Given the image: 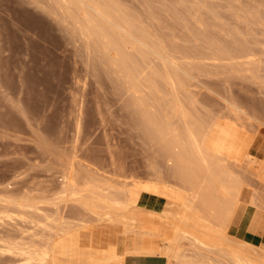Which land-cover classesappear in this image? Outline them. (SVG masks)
I'll return each mask as SVG.
<instances>
[{"label":"rangeland","instance_id":"374dc122","mask_svg":"<svg viewBox=\"0 0 264 264\" xmlns=\"http://www.w3.org/2000/svg\"><path fill=\"white\" fill-rule=\"evenodd\" d=\"M62 2L0 0V264H23L15 245L31 239L41 242L39 233L47 232L45 214L57 218L51 223L54 227L60 222L70 225L56 238L50 264H143V258L135 254L151 255L163 264L160 248L167 240L162 235L173 233L186 194L173 188L177 181L168 176L170 161L161 152L163 142L150 136L142 112H160L175 126L178 119L170 103L177 110L188 105L191 109L187 110L214 120L207 145L229 151L239 160L236 167L250 185L242 189L225 241L233 246L243 240L264 246V229L250 230L251 220L264 221V0H120L140 13L166 44L188 51L175 53L177 66L192 77L188 75L187 92L181 91L177 101L169 84L162 81L159 89L140 83L133 93L123 73L109 62V55L86 48L78 31L84 24L82 15L73 16L71 6ZM216 42L235 49L233 56L226 55ZM241 48L246 52L239 56ZM156 67L161 69L158 59ZM189 94L192 101L186 104L182 99ZM233 104H238L240 113ZM229 130L234 136L231 148L230 142H224ZM248 151L258 162L245 158ZM69 169L78 183L89 177L113 187H128L138 224L143 216L147 223L153 216L172 221L159 225L165 228L159 229L162 234L147 235L144 248L122 256V243L136 233L125 235L122 225L92 215L90 220L82 206L74 204V208L70 199L58 198L56 190ZM207 224L214 226L211 219ZM116 248L120 255L111 259L110 251ZM185 253L204 258L208 252Z\"/></svg>","mask_w":264,"mask_h":264},{"label":"bare ground","instance_id":"6f19581e","mask_svg":"<svg viewBox=\"0 0 264 264\" xmlns=\"http://www.w3.org/2000/svg\"><path fill=\"white\" fill-rule=\"evenodd\" d=\"M61 1H63L62 3H64V5L67 6L69 4L71 6L72 11L70 13H72L73 16L78 15V17H80V15H82L81 18L84 24H81V28H77L78 31L81 29V33L86 40V48L90 50V53L93 49H97L106 57L109 55V62L112 66L117 67L119 71L123 73V77L129 83L127 84L132 89L133 93L137 92V86L140 83L141 85L143 83H148L150 86H154L159 89L158 86L160 81L165 84H169L168 86L171 88L170 92L175 97V100L179 97L178 95L181 91H186L185 80L188 79L190 75L187 73L188 71L186 72L183 68L177 66L175 53H186L188 51L179 49L173 45V43L170 44V42L169 44H166L165 41L161 39L162 37H160L159 34H155L154 29L150 28L151 26L143 21L144 19H142L140 13L137 14V12H132L129 8L125 7L120 0ZM80 11L82 14L79 13ZM158 12L159 11H157L156 14H158ZM214 44L220 43L216 42ZM215 48L217 49L218 46L216 45ZM219 49H222L226 55L230 56H233L232 53L235 50L227 45H221ZM97 50L93 52L96 53ZM200 52H202V50ZM245 52L246 50L242 49L239 52V56ZM89 54L87 55L89 56ZM91 55L92 54H90V56ZM105 58L102 60L105 61ZM157 59L161 65V69L156 67ZM190 78L192 77L190 76ZM187 81L189 82V79ZM189 86L192 85L189 84ZM163 88L166 87L163 86ZM164 90L162 91L164 92ZM165 92L168 94L169 91L167 92V90H165ZM137 97H139V95H136V99ZM163 97H166V94ZM185 97L186 99H184ZM185 97H182V101L185 100L186 104L192 101L190 94L185 95ZM156 99L161 98L156 97ZM168 102H170V100H168ZM172 104L170 103L171 110L172 112H175V115L177 116L176 119H178L176 123L177 125L175 126L171 122L173 120L165 118L162 113L159 114V109L157 111L158 113L150 114L147 113L146 110L145 112H142V118L143 120L145 119L143 123L146 122V125L151 128L149 130L152 135H148L158 136V138H160L163 142L164 151L161 150V152H164L163 156L170 161V166L167 171L168 176L177 181L176 184L173 180L175 183V187L173 188L179 189L186 194L184 207L178 216L177 223L174 225L173 233L171 235H167L166 233L162 235V237L167 240L165 243H162L160 248L161 254L165 257V262L163 264H264L263 244L254 246L250 242L243 240L235 242V246H233L225 241L228 238L224 235L231 222L233 210L240 201L243 187L249 185L247 184L248 181L245 180L244 174L239 172L240 168L236 167L239 160L228 155L222 149L213 148L207 145L208 135L210 134L214 120H209L205 116L195 114L196 112L194 113L193 110H189L191 108L188 105L186 106V108L189 107L188 110L183 106H180L177 110L175 109L176 106H173ZM182 105L185 104L182 102ZM237 105L233 104L234 108L238 111L239 106ZM190 106H192V104ZM149 108L150 107H148V110ZM150 111H154V109ZM163 112L165 113L164 110ZM168 116L172 117L171 115ZM225 117L229 118L227 114ZM245 158H247L249 162L254 160L258 162L257 157L252 155L249 151L247 152ZM71 170L72 169L65 171V174L63 175L64 179L62 184H60L59 188L56 190V194L59 199H66V201L67 199H70L71 202H74L73 205L77 204L78 206H82L85 210V215L88 216L89 214L90 220V215H92L96 220L106 221L110 224L122 225V233L125 235L127 233H140L149 236L156 233L162 234L159 229L163 230L165 228L164 226L162 227L159 225H164L166 221H172V218L169 217L164 216V219H162V217L153 216L150 217L152 220L147 223L143 216L141 223L138 224L136 208L129 201L130 194L128 187L124 185L118 188L113 187L104 184L106 182L100 183V179L98 178L94 179L89 177L83 179L84 182L81 181L83 183L80 184L81 182L78 183V180L76 179L77 176L75 178ZM164 182L168 184L166 180H164ZM126 184L127 183H125V185ZM252 195H254L252 197L257 198L255 193H252ZM249 202H252L251 199ZM257 202L255 204H257ZM74 208H76V206ZM9 209L10 208H8V210ZM4 211L6 212L5 216L10 217L9 211ZM82 214L83 213H81V215ZM45 217L47 220L44 226L39 222L43 228L46 229L45 231H47L46 234L41 233L42 235L38 232L40 235L38 239L39 241L41 240V242L36 243V241L31 239L30 241L21 242L18 246L15 245V247L19 249L16 253L22 256L23 264L24 262L25 264H48L51 262L52 257L49 253L54 247L55 242H57L56 238H59L62 232H65L70 226L60 222L56 227H54L51 223L54 221L56 222L57 218L53 216L50 218L46 216V214ZM209 219L213 221L214 226L211 227L207 224ZM30 221H32V218ZM154 228L158 231L151 230ZM35 236L38 237V235ZM122 246V256L138 252L135 249H125V242L122 243ZM198 249L207 250V256L204 258H194L188 256V253H185L186 250L196 251ZM139 251L146 252L145 250ZM12 252H15V250ZM119 255L120 254L117 250L110 251L111 259L116 258Z\"/></svg>","mask_w":264,"mask_h":264},{"label":"crops","instance_id":"0c3cea01","mask_svg":"<svg viewBox=\"0 0 264 264\" xmlns=\"http://www.w3.org/2000/svg\"><path fill=\"white\" fill-rule=\"evenodd\" d=\"M230 142V148L234 145V136L233 134H231V130L227 131L225 136H224V142ZM237 150H239L237 148ZM225 153L229 154V151H224ZM234 155V154H232ZM151 194H156L154 190H151V192H149ZM152 213H158V212H153ZM264 229V221L262 218L258 219V220H251L250 223V230L254 231V232H259L260 230ZM248 241V240H247ZM251 242V241H248ZM253 243V242H251ZM148 244V237L147 235H138V233L126 237V241H125V247H129L130 249H141L144 248L145 245ZM140 247V248H139ZM106 249H104L103 251L105 252ZM117 250V248H116ZM138 258H143V264H158V262H156L155 259H153V257L151 255H144V254H135ZM141 261V262H142Z\"/></svg>","mask_w":264,"mask_h":264}]
</instances>
